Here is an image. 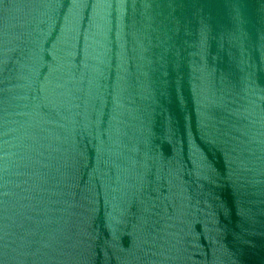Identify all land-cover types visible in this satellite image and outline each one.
I'll return each mask as SVG.
<instances>
[{"label":"water","instance_id":"obj_1","mask_svg":"<svg viewBox=\"0 0 264 264\" xmlns=\"http://www.w3.org/2000/svg\"><path fill=\"white\" fill-rule=\"evenodd\" d=\"M0 264H264V0H0Z\"/></svg>","mask_w":264,"mask_h":264}]
</instances>
